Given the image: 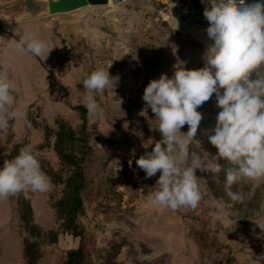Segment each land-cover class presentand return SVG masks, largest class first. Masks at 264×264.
<instances>
[{
    "label": "rangeland",
    "instance_id": "1",
    "mask_svg": "<svg viewBox=\"0 0 264 264\" xmlns=\"http://www.w3.org/2000/svg\"><path fill=\"white\" fill-rule=\"evenodd\" d=\"M170 2L180 10L188 6L187 0ZM169 7V0H127L74 18L1 24L0 73L12 82L14 107L24 116L0 129V166L11 160L16 145L25 144L40 166L67 178L53 150L54 138L46 139L45 129L56 130L58 120L79 129L77 106L87 111L90 155L83 164L82 237L63 234L65 184L41 170L51 181L46 192L25 189L0 200V264H25L26 242L37 248L36 264H61L67 251L78 247L85 254L83 264H264V183L233 185V191L244 195L242 202L226 195L221 171L227 163L213 158L218 150L207 138L214 134L221 110L215 99L199 109L196 139L202 148L189 146L190 154L208 156L202 161L207 170L197 173L202 199L195 209L153 205L160 173L146 178L136 164L161 139L158 121L142 99L145 87L161 74L171 77L178 60L188 69L204 67V46L180 28H170ZM26 31L55 46L45 60L16 48ZM110 64L108 71L120 77L119 83L114 92L109 88L96 94L105 113L93 117L85 107L82 81ZM120 101L121 110L114 107ZM28 207L35 236L23 222Z\"/></svg>",
    "mask_w": 264,
    "mask_h": 264
},
{
    "label": "clouds",
    "instance_id": "2",
    "mask_svg": "<svg viewBox=\"0 0 264 264\" xmlns=\"http://www.w3.org/2000/svg\"><path fill=\"white\" fill-rule=\"evenodd\" d=\"M210 8L203 11L209 22L206 28L210 40L204 67L188 69L183 61L173 65L171 77L161 74L145 87L142 99L154 113L155 127L161 139L151 152L136 160L146 178L160 173L152 196V204L172 211L195 209L202 199L197 173L207 170L202 161L190 154L189 146L202 148L196 139L202 121L200 108L213 99L221 109L216 117L213 135L208 141L218 151L215 159H223L230 167L225 171V193L233 202L245 197L233 191V185L264 183V0L247 4L245 0H207ZM168 23L174 31L178 20L172 15L175 5L169 0ZM19 51L45 60L55 47L41 40L32 31H26L16 42ZM91 72L82 81L86 90L85 107L89 115L102 117L105 109L97 102L96 94L106 89L114 92L118 75H110L108 68ZM223 90V91H221ZM13 84L5 73H0V129L9 126L10 119L23 118L15 109ZM121 101L117 106L120 110ZM145 115L147 110L142 111ZM187 125V131L181 128ZM151 142L144 144L147 148ZM217 163V172L221 170ZM50 178L40 167L30 146L0 166V200L14 196L25 189L46 192Z\"/></svg>",
    "mask_w": 264,
    "mask_h": 264
},
{
    "label": "trees",
    "instance_id": "3",
    "mask_svg": "<svg viewBox=\"0 0 264 264\" xmlns=\"http://www.w3.org/2000/svg\"><path fill=\"white\" fill-rule=\"evenodd\" d=\"M75 109L80 113L82 124L79 129L73 128L63 120L57 121V128L51 132L48 128L45 129V138L49 139L53 136V150L60 164L68 172V177L63 179L61 175L53 172L51 169L40 166L41 170L50 176L55 182L64 183L67 191V199L60 205V216L64 218L62 232L73 239L82 237V229L78 224V218L83 214L82 191L85 188V174L83 164L85 159L90 155L89 136L86 133V110L82 106H77ZM25 144L16 145L10 152V158H15ZM230 167L226 164L223 169ZM223 174L224 170L221 171ZM225 182V177L222 183ZM30 208H27L26 214L23 216V222L28 229L30 236L38 234L37 228L32 226L29 220ZM37 248L34 245L26 242L24 248L25 264H36ZM85 254L81 247L70 249L67 251L64 260L61 264H83Z\"/></svg>",
    "mask_w": 264,
    "mask_h": 264
},
{
    "label": "water",
    "instance_id": "4",
    "mask_svg": "<svg viewBox=\"0 0 264 264\" xmlns=\"http://www.w3.org/2000/svg\"><path fill=\"white\" fill-rule=\"evenodd\" d=\"M193 13V23L208 26L203 15L205 8H210L207 0H187ZM109 0H0L1 24H18L36 19L53 17L74 12L83 7L106 6ZM257 0H245L255 3Z\"/></svg>",
    "mask_w": 264,
    "mask_h": 264
},
{
    "label": "bare ground",
    "instance_id": "5",
    "mask_svg": "<svg viewBox=\"0 0 264 264\" xmlns=\"http://www.w3.org/2000/svg\"><path fill=\"white\" fill-rule=\"evenodd\" d=\"M126 1L127 0H109L108 4L106 6H100V7L87 6V7H83L81 9H78L74 12L63 14V15L71 16V18H74L73 16H75V15H84L86 13H88V14L94 13L97 10H103V9L107 8V6L108 7L112 6L114 8H117ZM176 11H179V12H177V16L174 13ZM171 13L175 18L179 19L178 20V23H179L178 28L183 30V32H187L188 34L192 35L198 42H200L204 46V48L206 50L208 44L210 43V40L207 37V33H206V28L208 26L193 23L194 16H193L192 10L190 9L189 5L182 10H180L178 7L174 6V7H172Z\"/></svg>",
    "mask_w": 264,
    "mask_h": 264
}]
</instances>
